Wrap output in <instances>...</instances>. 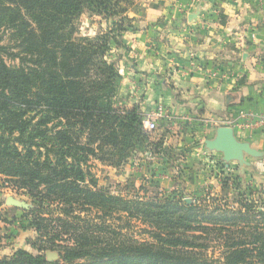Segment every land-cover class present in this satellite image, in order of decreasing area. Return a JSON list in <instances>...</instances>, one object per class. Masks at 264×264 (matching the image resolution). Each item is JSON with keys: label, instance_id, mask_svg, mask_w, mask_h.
<instances>
[{"label": "trees", "instance_id": "1", "mask_svg": "<svg viewBox=\"0 0 264 264\" xmlns=\"http://www.w3.org/2000/svg\"><path fill=\"white\" fill-rule=\"evenodd\" d=\"M139 1L0 0V178L30 198L39 252L59 255L48 262L18 249L0 264H264V200H256L264 186L226 181L237 210L218 195L190 204L157 181L153 196L146 187L135 197L100 188L94 161H178L164 137L152 141L138 108L118 107L124 77L111 52L116 45L127 55L121 36L135 30L129 13ZM85 14L106 29L80 35ZM131 221L147 226L152 241L125 235ZM215 241L222 254L209 259Z\"/></svg>", "mask_w": 264, "mask_h": 264}, {"label": "crops", "instance_id": "2", "mask_svg": "<svg viewBox=\"0 0 264 264\" xmlns=\"http://www.w3.org/2000/svg\"><path fill=\"white\" fill-rule=\"evenodd\" d=\"M129 17L127 55L111 52L124 77L118 107L146 117L163 106L166 146L191 148L194 163L216 121L264 153V128L243 118L264 114V0H140Z\"/></svg>", "mask_w": 264, "mask_h": 264}, {"label": "rangeland", "instance_id": "3", "mask_svg": "<svg viewBox=\"0 0 264 264\" xmlns=\"http://www.w3.org/2000/svg\"><path fill=\"white\" fill-rule=\"evenodd\" d=\"M77 23L79 33L82 36H98L106 29V24L102 22L101 18L89 14L83 15ZM1 44L5 45L6 40ZM7 60L8 62L11 61L8 58ZM163 128V124L159 121L158 129L155 132H149L152 141L162 140L164 131L161 132V130ZM163 140H166V138ZM177 148L172 146L169 155L171 157L178 156V161L169 162L168 165L158 156L150 159L151 155L141 154L136 155L127 166L122 168H115L108 163L99 161L92 162L91 168L100 180V188L115 195H125L128 189L130 191L129 196L135 197L137 193L144 194L143 187H146L149 190V195L153 196L152 193L155 189L152 187V183L157 181L163 193L169 196L176 195L186 202L189 200L190 204L200 203L209 195L211 198L208 201L212 203L215 202L212 198L218 195L220 200L226 199L230 206L236 207V210L239 206L234 204L233 201L238 199V194L231 184L234 182L235 177L240 176L243 179L244 186H256L258 189H262L264 186V157L258 159L248 158L247 161L253 166L242 175L238 163L232 162L229 168L226 167L221 154L208 153V156L203 158L204 162L197 161L194 163L193 160H190L189 154L191 152L184 155L183 148L181 150ZM203 148L206 150L205 146ZM184 149L187 151L191 148ZM153 171L157 172H155L156 175L154 174L155 177H152ZM126 176L131 177L132 180L127 179ZM229 179L231 180V183H229L231 190L225 188L228 185H224ZM8 197H15L32 205L29 197L16 190L10 182L6 183L5 180L0 178V258L10 256L18 249H24L34 255L46 254L40 253L36 247V245H39L36 242L37 235L34 229L30 227L31 217L27 214L31 209L25 210L7 206L6 199ZM259 199L264 200V195L260 194L256 200ZM217 203L223 205L222 201ZM125 220L117 221L116 227L124 226ZM147 229L148 227L142 223L131 221L128 230L123 232L138 241L151 242V238L146 234ZM221 246V242L215 241L212 243L207 257L209 259L219 258L222 254Z\"/></svg>", "mask_w": 264, "mask_h": 264}, {"label": "water", "instance_id": "4", "mask_svg": "<svg viewBox=\"0 0 264 264\" xmlns=\"http://www.w3.org/2000/svg\"><path fill=\"white\" fill-rule=\"evenodd\" d=\"M196 17V14L191 15L189 19L191 21ZM204 146L207 151L221 154L226 167L229 168L232 162L238 163L242 175L245 174L247 169L252 167V164L247 161L248 158L258 159L264 157V153L254 149L250 143H243L239 141L235 135L234 129L231 127L218 128L214 138L206 140L204 142ZM188 203H190L189 200ZM6 205L25 210L33 208L31 204H28L25 201H20L15 197H8L6 199ZM46 257L48 262H54L59 259V255L53 252H47Z\"/></svg>", "mask_w": 264, "mask_h": 264}, {"label": "built area", "instance_id": "5", "mask_svg": "<svg viewBox=\"0 0 264 264\" xmlns=\"http://www.w3.org/2000/svg\"><path fill=\"white\" fill-rule=\"evenodd\" d=\"M165 108L163 106H159L154 112H152L150 115L144 117L143 120V126L144 128L148 131V132H155L158 129V122L161 121L163 118H165ZM244 119L246 121H248L244 126H246L247 128H251V129H263L264 128V114L261 115H250V114H246L243 115ZM216 127H229L230 124L228 123H221L219 121H216L215 123ZM204 143L200 146V148L198 149V151L202 154H204V156H208V152L207 150H204ZM206 153V154H205Z\"/></svg>", "mask_w": 264, "mask_h": 264}]
</instances>
